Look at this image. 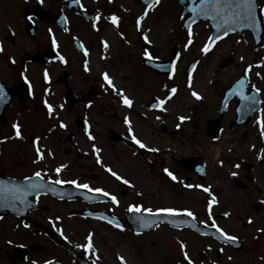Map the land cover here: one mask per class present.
I'll list each match as a JSON object with an SVG mask.
<instances>
[{
  "label": "rangeland",
  "instance_id": "1",
  "mask_svg": "<svg viewBox=\"0 0 264 264\" xmlns=\"http://www.w3.org/2000/svg\"><path fill=\"white\" fill-rule=\"evenodd\" d=\"M90 1L105 2V0ZM109 4L102 19L98 21L99 31L91 27V20L72 13L65 16L69 31L65 32L59 27L52 29L50 42L52 44V38L55 36L57 51L67 61L61 63L57 60V77L63 71L68 72L70 76L67 87L58 81L56 85L45 86L44 69L36 66H32L27 72L28 80L35 89L36 98L29 106L26 128L41 137L39 143L43 148L52 150L54 167L60 163L68 166L65 169L67 172L64 180L77 179L81 183H88L91 187H100L115 194L119 204H113L107 197V200L88 204V207L103 210L105 213L111 212L120 219L128 214L130 204L153 209L178 206L192 211L204 210L209 199L207 193L196 187L185 188L184 179L180 180L183 183L168 181L167 175L163 172L164 168H168L184 178L183 172L192 174V171L188 167L184 168L179 161L185 159L187 162L191 157H199L204 163L206 176L202 181L194 178L192 182L189 180L187 182L192 185H211L213 194L219 193L222 195V200L226 199L225 203L221 202L214 209L221 211L225 206H248L260 200L256 181L249 183L246 189H241L237 188L232 180L238 178L245 183L243 178L246 173L241 165L247 162L257 167L263 175L264 160L261 162L257 157H264V151H261L264 149V144L259 141L261 136L256 120L257 117L263 116L264 107L263 114L258 113L254 116V123L235 124L231 127L229 123L233 121V112L230 110L221 129L211 136L208 120L203 121V118L206 115H214L212 103L201 105L191 96V90L187 87L188 75H185V69L190 61L198 57L197 68L192 71L193 89L196 91L204 89L207 91L204 92L205 95L214 96L227 81L232 80L249 63L253 65L260 63L261 58H264V48L254 49L250 43L235 47L231 43L220 42L215 44L208 54H203L200 49L206 41V32L199 25L193 24V32L196 34L194 43L185 50L187 33L182 30V7L177 0H161V4L156 9L149 11L142 26L150 29L149 38L154 43L147 45L135 28V19L146 5L140 0H111ZM113 13L120 17L119 28H114L107 20V17ZM41 30L43 43H47L48 31L44 22L41 23ZM105 32L107 35L111 34L114 44L109 38H104L107 37L106 34L104 35ZM120 33H123L124 38H121ZM73 38L79 40L89 50L87 58L83 55V51L71 44L70 40ZM102 38L108 40L110 44L108 51L101 46ZM173 45L177 47L176 53L179 52L181 55L178 72L173 80H168L166 74H160L143 64L142 52L145 47L149 48L152 55L159 57L158 60H166L170 59ZM233 52L235 56L232 64L224 70L220 69L219 63ZM92 54L95 61L93 70L85 71L84 61L85 59L89 61ZM241 56H244L243 61L240 60ZM105 70L117 76L120 84L125 87L127 93H130L129 96L134 101L131 109L120 103L119 98L111 91L105 92L101 87L103 81L100 73ZM256 72L261 74L260 79L263 80L264 66H254L249 73L257 77ZM223 76L226 78L223 79ZM163 83H167L169 87L173 85L178 87V93L171 101V106L168 105V110L170 109L171 112H161L148 106L152 95L163 98L166 94ZM90 86H94L96 90L90 98L91 107L86 108L78 104L73 109L67 108L63 100L66 88L82 95L88 92ZM262 86L260 88L264 106V83ZM45 89H48V92H45ZM45 99L54 105L58 119L48 115L43 104ZM60 104L64 105L63 109L58 107ZM125 115L133 121L134 132L138 138L145 143L148 141L146 144H149V147L159 148V152H149L146 149L138 151L108 137L109 130H113L129 138L127 126L123 123ZM179 115H187L190 119L181 123L177 120ZM71 116L74 118L83 116L87 119L91 126L90 131L96 137L95 141L100 142L104 148L101 156H107L109 162L116 163L118 173L129 179L133 187L124 185L112 177L96 163L95 156H87L88 153H93L91 144L95 141L87 139L84 130L77 126ZM156 116H160V120H156ZM58 120H63L67 127L61 129ZM177 123H181L180 128L175 126ZM53 124L57 126L49 132L48 129ZM168 125L173 127L169 129ZM68 132L72 135L69 140ZM225 135L228 139L224 140ZM216 145L222 149V152L216 155L215 160L207 162L206 156L210 154V147ZM25 146L27 153L35 156V150H30L28 142H25ZM13 149L10 153L18 152L16 146ZM175 149L179 150V153L175 152ZM150 163L154 165L153 169L149 168ZM235 164H239L240 167L235 168ZM232 171L237 172L235 177L230 175ZM222 191H226L228 198L224 197ZM244 193L249 197H236ZM71 206L85 208L79 199L74 200ZM74 221L73 223H78L80 219L74 217ZM82 221L78 225L79 232H93L95 237L102 240L104 248L110 251L109 256L115 255L116 259L114 250L120 249L129 256L128 258L135 261V264H176L174 255L179 251L178 241H184L188 249H194L195 245L192 232L176 229L164 223L156 225L153 230L136 235V231L128 224L123 225L121 231L106 222L89 217ZM203 242L210 243L206 239ZM114 263L119 264L117 260Z\"/></svg>",
  "mask_w": 264,
  "mask_h": 264
},
{
  "label": "flooded vegetation",
  "instance_id": "2",
  "mask_svg": "<svg viewBox=\"0 0 264 264\" xmlns=\"http://www.w3.org/2000/svg\"><path fill=\"white\" fill-rule=\"evenodd\" d=\"M67 1L68 0H43V2H41V0H0V44L4 47V52L0 53V85H3L7 93L6 102L0 105V140L8 137V139L0 143V180L10 179L19 182L23 180L24 176L31 175L37 169H41L46 173V181L49 176L53 179L57 178L56 173L53 171L55 168L53 157H46L43 163L34 164L33 160L35 156H30L26 151L25 142L29 143L30 150L33 151V140L38 136V134H33L26 128L28 122L27 117H29L27 114L30 112L29 106L32 101H34L33 99L36 98V92L32 86L31 94L29 91L28 95H25L26 92L24 87L28 86V84L25 83L20 73L24 72L25 75H27L29 69L32 66H36L39 69H47L49 72L50 79L47 82L45 81V86H53L57 84V81L60 82L59 75L57 77L56 72V63L58 60L56 59V54L58 51L57 48H53L50 42L51 33L49 29L52 30L59 27L56 22L51 19L57 16L59 12L64 17L69 13L78 15L75 9L69 6ZM257 2V17L262 23L255 31H259L260 36L255 38L252 29L237 28L235 32L217 41L216 44L228 42L235 47H242L250 43L254 49L264 48V14H261L259 11L260 8H264V0H257ZM80 5H83V9L92 12L94 15H96L97 11L103 15L106 7L110 4L109 0H105V2L80 0ZM29 17H32V19L29 20ZM42 22L45 23L48 31L47 43H43L41 38ZM195 25H199L205 30L206 39L215 29L210 19H199ZM238 40L240 43H237ZM244 41L247 42L245 43ZM48 49L55 50L54 58L47 60L33 59L34 56ZM229 56L231 57L229 64L225 68H220L222 60L219 63L220 69L224 70L232 64L235 56L234 52L229 54ZM9 57L15 59V64L10 62ZM196 60L198 62V57ZM255 60L256 59H254V61ZM244 75L243 70L236 74L232 80L227 81L225 85L218 90L219 93L214 94V96L205 95L204 92L207 91L204 89L198 90L203 98L196 101L201 105L211 102V106H213L214 115H206L203 118V121L208 120L209 134L211 130H215L216 134L221 129L230 110L233 112V121L229 123L230 127L235 124L244 125L249 122L254 123V116L263 112L262 93H256L252 85H256V87L259 88L263 87L264 78L262 80L260 77H255L254 74L251 73L247 74L244 93L257 97L259 101L257 107L244 121L237 122L236 107L240 99L237 95H233L228 99L224 111L221 113L219 112L227 88L235 85L237 79L244 77ZM69 76L68 73L67 83L60 82L64 87L68 86ZM67 89L70 88H66L63 93L64 102ZM95 93L96 90L94 87L91 92H87L86 94H75L77 100L74 104L66 102L65 104L69 109H73L78 104L85 106ZM150 110L152 109L150 108ZM79 117L82 118L85 127L86 119L83 116H76L75 118L71 116V118L75 119V122ZM261 118H264V114ZM14 122H19L21 124L22 135L24 137L22 140L15 138L14 130L11 128ZM84 127L81 129L84 130ZM124 137L129 139L126 136ZM70 138H72V135L68 132L67 139L69 140ZM118 142L132 148L127 143ZM15 146L18 152L10 153L11 149L13 151ZM140 150L141 148H138V151ZM11 154L12 156H10ZM88 155L95 156L93 153H88L87 156ZM260 157L259 159L262 162L264 157ZM179 163L184 168L187 167L185 159L180 160ZM149 168L153 169L154 165L150 163ZM188 168L196 174L198 180L202 181L205 178L206 172L204 176L201 177L199 173L191 169V167L188 166ZM241 168L244 169L246 173L243 178L245 183L238 178H234L232 180L234 185L237 188L246 189L250 185L249 183L256 181V189L259 192L258 198H260V200H256L248 206H225L221 211L214 209L215 206L213 207V215L217 224L230 234L237 235L239 237L238 243H225L218 236L212 235L215 229L208 227L207 224L200 223V221H207L208 219L205 209L193 211L196 217L195 221H192L190 217L183 216L184 219H188L196 224V228L184 225L178 228L180 230H189L194 235V249L187 248V250L195 264H212L213 261H215L216 264H264V259H261V257H264V234L257 233L256 231L257 228H264V203H262L264 202V171L263 175H261L262 172L248 162L242 164ZM65 172H67V170H64L63 173L61 172L59 175L60 179H66ZM51 186L56 189L55 193L42 190L39 197H36L35 194L29 195L27 199L32 203L31 206L24 211L18 213L13 207V209H0V217H2L0 218V264H32V261H36L37 264H43V261L48 259L53 260V264H91V254L86 252L83 248L74 247L77 243H84V238L88 233L79 232L78 225L83 222L82 220H85L86 217L98 221H106L97 217L94 218L84 215L82 212L87 210L99 215L114 216L120 219L111 212L105 213L103 210L88 207V204L107 200V197L102 194L98 199L87 201V199H83L82 195L74 198L64 197L65 189L73 188L74 185L62 184ZM214 194L220 201L219 204H221V202L225 203L226 199L222 200V195L216 192H214ZM222 194L225 195L224 197L228 198V194ZM246 196H248V194L244 193L236 197L246 198ZM89 197L97 198L98 196L94 194L88 195L87 198ZM77 199L81 201V205L85 208H72V202ZM15 207L19 208L21 205L17 202ZM224 211H229L231 213L230 217H223L222 213ZM56 216L61 217V219L57 221L55 219ZM249 216L253 220L251 224L247 223ZM74 217L80 219V221L78 223H73L75 222ZM23 223H27L29 227L24 228ZM17 225H20V227H17ZM57 227L61 228L65 235L69 237L68 241L64 240L56 232ZM203 233H207V235ZM204 239L208 240L210 243L203 242ZM8 241H11V243H8ZM94 241L99 250L101 264H115V255L114 257L108 255L110 251L104 248L105 246L102 240L94 236ZM209 246L211 247L209 248ZM221 249H223V251H221ZM114 252L117 253V249H115ZM229 257H231V260ZM174 258L176 264H186V262L182 260L180 250L178 254L174 255Z\"/></svg>",
  "mask_w": 264,
  "mask_h": 264
},
{
  "label": "snow or ice",
  "instance_id": "3",
  "mask_svg": "<svg viewBox=\"0 0 264 264\" xmlns=\"http://www.w3.org/2000/svg\"><path fill=\"white\" fill-rule=\"evenodd\" d=\"M43 2V0H41ZM71 3L73 4H80V0H71ZM109 3H111V0H109ZM146 7L143 9L141 14L136 17L135 19V28L136 30L141 34V38L147 45H152L154 43L153 40L149 38V32L150 29H145L142 26V22L145 21V19L149 15L150 10H154L161 4V0H145ZM83 7V5H81ZM257 8H258V2L257 0H196V2H193L189 4V11L191 12V17L189 18L188 24H187V40L184 44V49L188 50L189 47L194 43V36L196 35L193 32V23L195 22V18L198 16H202L205 18L210 19L213 22V27L217 30L218 34L215 36H208L206 41L203 43L202 48L200 51L203 54L209 53L214 45L217 43V41L222 40L224 37H227L230 33L235 32L237 28H247L252 29L255 31L258 29L262 23L261 20L257 17ZM261 14H264V8L259 9ZM32 17H29V20H31ZM102 19V15L99 11H97L95 17L92 19L91 27L99 31L98 28V21ZM181 19L183 20V16H181ZM107 20L110 22V24L114 28H119L120 23V17L116 15L115 13L109 15L107 17ZM64 31L67 32L69 29L67 27L64 28ZM222 31V35L219 33ZM49 32L51 33L52 30L49 29ZM121 38H124L123 33H120ZM128 43H131V41H127ZM245 43L247 41H244ZM101 46L103 49L107 50L110 47V44L108 40L101 39L100 41ZM237 43H240L238 40ZM52 46L53 48L58 47L57 40L55 36L52 38ZM83 55L87 58L89 56V50L84 47L83 44L80 45ZM4 52V47L2 44H0V53ZM142 55L145 60L148 61L149 64H151L153 61L158 60L159 57L152 55V53L149 51V48L145 47L143 49ZM103 58V57H102ZM56 59H58L61 63H66L65 57L63 55H60L59 53L56 54ZM181 59V55L179 52L175 53L174 59L170 61L168 64L164 63H156L154 67L156 69H165L166 74L168 77V80H173L175 78V75L178 72V62ZM9 60L11 63L15 64V59L12 57H9ZM240 60H244V56L240 57ZM261 67L264 66V58H261V62L253 65L252 63H249L247 67L243 69L244 71V77L237 79L235 82V85L230 91L231 95H238L241 99V101L244 102H251L252 104H258L259 101L256 96H249L245 95L244 88L246 85V79L247 74L251 72L253 67ZM191 68L195 70L197 68V63H193L191 65ZM84 70L90 71L89 68V61L88 59H85L84 61ZM21 77L25 81V83L29 86V91L31 94L32 85L28 80V76L25 75L24 72L20 73ZM103 83L101 84V87L104 89L105 92L111 91L112 94H114L117 98H119L120 103H122L126 108L131 109L133 107V99L130 98L129 94L127 93L124 86L119 85L115 78L110 75L108 71H102L100 73ZM260 73L256 72V76L260 77ZM43 79L47 82L49 81V72L47 69L44 70L43 73ZM211 83V81H210ZM163 88L166 90V94L163 96V98L156 97V102L150 104V107L152 109H159L161 112H167L168 111V105L173 100L174 96L178 93V87L173 85L172 87H169L167 83H163ZM187 87L191 90V96L194 97L196 100H201L203 97L200 94V92L193 89V76L192 71L188 72V80H187ZM252 88L256 93L261 92V89L259 87H256V85H252ZM45 92H48V89H45ZM7 100V93L3 87V85H0V105L4 104ZM43 104L45 108L47 109V113L50 117L55 116L58 119V114L55 111V107L53 104L49 103L47 99L43 101ZM92 101H88L87 104H85V107H91ZM227 105L225 104V107ZM60 109H63L64 105L60 104L58 106ZM251 110V109H250ZM160 116H156V120H160ZM190 119L187 115H179L177 116V120L179 122H184L186 120ZM123 123L127 126V132L129 135V138L131 141L138 145L141 149H146L149 152H159V148L156 147H149L148 144H146L142 139L138 138V135L134 132L133 123L132 120L128 115H125L123 118ZM181 123H177L175 126L177 128H180ZM257 125L259 126L260 136L261 138H264V118L257 117L256 120ZM56 124H53L52 127L48 129L49 132H52L53 129L56 127ZM58 126L63 129L67 127V124L63 120H58ZM90 125L85 120V127H84V133L87 136V139L89 141H95L96 137L92 135V132L90 131ZM11 128L14 130V135L16 139L22 140L24 137L22 135V128L21 124L19 122H14L11 125ZM8 139V137H5L3 140H0V143L4 142V140ZM218 139V137L216 138ZM41 140V137L36 136L33 140V146L35 150V159L33 160L34 164L43 163L46 159V157H54V153L51 149H45L43 148L39 141ZM255 147V145H253ZM91 150L95 154L96 163L99 164L102 168L105 169L112 177H114L117 181L122 182L124 185H127L129 187H133L130 180L125 178L123 175L119 174L117 171L113 170L111 166H108L105 164L101 159V148L97 147L96 143L91 144ZM261 151H264L262 149ZM258 159L261 157H257ZM221 163H223L221 161ZM68 166L64 163H60L53 171L56 173L57 178L53 179L51 176L47 178V181L45 180L46 173L42 171L41 169H37L34 171L31 175L24 176L22 181H12L9 183L5 180H0V208H7V207H13L15 211L18 213L21 211H24L26 208H29L31 206V201H29L27 198L31 194H35L36 197H39L42 190H47L50 192L55 193L56 189L52 187L51 185H62V184H71L74 185L76 188L79 189H85L89 193H100L105 197H108L110 201L113 204H119V200L115 194H112L108 191H106L103 188L100 187H91L88 183H81L77 179H71V180H64L60 179L59 175L63 170H65ZM235 168H239V164L234 165ZM163 172L172 180V181H178V177L168 168H164ZM231 176L235 177L237 175V172L232 171L230 173ZM180 183H183V181H179ZM185 188H200L205 193L208 194L209 199L206 204V213H207V221H200L202 224H207L208 227L215 229V232L212 233L214 236H218L220 239H222L225 243L231 242L233 244L238 243L239 237L237 235H232L229 232H227L223 227L217 224L216 219L213 215V207L218 205L220 201L218 200L217 196L213 194L211 185L204 186L200 184L192 185V184H184ZM137 195H142V193H137ZM90 198V197H89ZM17 202L21 205V207L16 208L15 205ZM264 203V202H262ZM128 212L130 213H137V214H143L147 213L149 218H145L143 215H138L136 217V221L139 224L140 228H151L153 226L157 225L156 219H151V217H161L163 218V222H167L168 224H171L173 227L179 228L182 225H184V220H172L168 219L170 217H181V216H187L191 217L192 221H195V213L186 207H178V206H162V207H156L155 209L151 207H144L139 204H130L128 206ZM89 215H92V213H89ZM231 213L229 211H224L222 213V216L225 218L230 217ZM2 218V217H0ZM55 219L59 221L61 217L56 216ZM99 219L107 221L108 224L113 225L116 229H119L123 231V225L116 221L115 217L109 218L108 216L101 215L99 216ZM247 223L251 224L253 223L252 218L249 216L247 219ZM190 226L192 228H196V224L194 222L190 223ZM17 227H20V225H17ZM24 228H28L29 225L27 223H23ZM257 233L264 234V228H257ZM56 232L66 241L69 240V237L65 235L64 231L57 227ZM204 235H207V233H203ZM136 235H140L139 230H137ZM71 242V241H69ZM8 243H11V241H8ZM179 244V250L182 256V260L186 262V264H195V262L190 257V254L187 250V244L184 241H178ZM22 246V245H21ZM76 248H83L86 252H89L90 255V261L91 264H101V257L99 255V250L96 247L95 241H94V233L89 231L87 235L84 238V243H77L74 245ZM211 246H209L210 248ZM223 251V249H221ZM231 260V257H229ZM261 259H264V257H261ZM116 260L119 262V264H129V261L126 259L125 255L120 254L119 252L116 253ZM32 264H37L36 261H32ZM43 264H53V260L48 259L44 260ZM212 264H216L215 261L212 262Z\"/></svg>",
  "mask_w": 264,
  "mask_h": 264
},
{
  "label": "water",
  "instance_id": "4",
  "mask_svg": "<svg viewBox=\"0 0 264 264\" xmlns=\"http://www.w3.org/2000/svg\"><path fill=\"white\" fill-rule=\"evenodd\" d=\"M142 2L145 3V0H141ZM181 4H183L184 6V9H183V23H182V29L184 30V32L187 33V24H188V21H189V18L191 17V12L188 10L189 9V4L193 3V2H196V0H178ZM186 1H188L189 3L186 4ZM69 6L70 7H73L77 13H81L85 18L87 19H93L95 16L93 15V13L91 12H87L85 10L82 9V7L80 6V4H73L71 3V0H68L67 1ZM146 4V3H145ZM53 21H55L61 28H64L65 25H66V19L63 15H61V13L59 12V14L57 16H55L54 18H51ZM199 19H208V18H205V17H202V16H198L195 18V22ZM194 22V23H195ZM212 22V21H211ZM193 23V24H194ZM218 32L216 29H214L211 33V36H215L217 35ZM220 35H222V31L219 33ZM253 35L255 36V38H258L259 35H260V32L259 31H253ZM71 43L77 48V49H81L80 45H81V42L76 40V39H72L71 40ZM176 50H177V47L174 45L172 47V51H171V59H168V60H164V61H153L151 64L148 63L147 60L143 59V63L148 66L149 68H152V69H155L156 71L160 72V73H164L166 74V70L165 69H156L154 67V65L156 63H164V64H168L170 63V61L173 59V57L175 56V53H176ZM55 57V50L54 49H48L44 52H42L41 54L39 55H36L33 57V59H37V60H47V59H52ZM230 61V58H226L223 60L222 64H221V68H224ZM193 63H196V60H192L188 66L186 67V70H185V74L188 75V72L189 71H193V69L191 68V65ZM67 78H68V73L67 72H63L61 73V75L59 76V81H62V82H67ZM234 85L230 86L227 90H226V93H225V96H224V100H223V103H222V106L220 107V113L222 111H224L225 109V104H227V101L230 97H232L233 95L230 94V91L231 89L233 88ZM25 95H28L29 93V87L28 86H25ZM92 89V87H91ZM245 95H248V94H245ZM238 96V95H237ZM251 96V95H249ZM239 97V96H238ZM240 99V97H239ZM65 100L70 103V104H74L76 102V98L74 97L73 93L71 91H67L65 93ZM156 100L155 99H152V101L149 103V104H152V103H155ZM257 107V104H252L250 101L249 102H244V101H241L240 99V102L239 104L237 105L236 107V113H237V122H242L246 119V117L252 113V111ZM251 109V110H250ZM77 124L80 126V127H84V124H83V121L79 118H77L76 120ZM210 134L211 135H214L215 134V130H211L210 131ZM108 137L112 140H120V141H123V142H126L128 143L129 145L137 148L138 146L135 145L133 142H129L127 141L124 137H122L121 135L117 134L116 132H114L113 130H110L109 131V134H108ZM186 166H189L191 167L192 169H194L197 173H199V175L201 177H203L205 171H204V165H203V162L199 159V158H192V160L190 162H186ZM5 181H8L9 183H11L12 181L14 180H10V179H4ZM59 193V192H57ZM82 195L83 196V199H87V201H93L94 199H98L99 195H97L98 197L97 198H87L88 195H94V193H89L87 191H84L82 189H79V188H68V189H65V194H64V197H77V196H80ZM12 207H7V208H0L1 210H5V209H11ZM13 209V208H12ZM84 215H89V213H92V215H89V216H93V217H98L101 216L95 212H91V211H83L82 212ZM138 215H143L145 218H149L148 217V214L147 213H143V214H137V213H130L126 215L125 217V220L127 221V223L135 230H139V232L141 231H150L151 229L154 228L151 227V228H140L139 227V224L137 223L136 221V217ZM105 216V215H104ZM109 217V216H108ZM111 218V217H109ZM187 218V217H186ZM151 219H156L157 221V224L160 223V222H163V218L161 217H151ZM168 219H172V220H176V221H179V220H184L185 223L184 225L185 226H190V223L191 221L188 220V219H184L183 216L181 217H170ZM117 222L123 224L124 221L123 220H118L116 219ZM183 226V225H182Z\"/></svg>",
  "mask_w": 264,
  "mask_h": 264
},
{
  "label": "bare ground",
  "instance_id": "5",
  "mask_svg": "<svg viewBox=\"0 0 264 264\" xmlns=\"http://www.w3.org/2000/svg\"><path fill=\"white\" fill-rule=\"evenodd\" d=\"M106 34V32L104 33V35ZM107 35V34H106ZM104 38H106V39H110V40H112V43H113V41H114V38L111 36V34L109 33V35H107V37H104ZM112 43H111V47H112ZM114 44V43H113ZM114 46V45H113ZM106 51H108V49L106 50ZM112 52V51H111ZM94 57H93V54L91 55V58H90V60H89V68L90 69H92L93 70V67H94V59H93ZM110 75H112L111 73H110ZM114 78H115V81L119 84V85H121L120 84V79L117 77V76H114V75H112ZM228 76V75H227ZM224 78H226V76H223V79ZM128 94H130V93H128ZM171 104H172V102H171ZM171 104H170V106H171ZM169 112H171V110L169 109L168 110ZM176 115H177V112L175 113ZM133 122V121H132ZM174 123V122H173ZM173 126H174V124H173ZM172 125H168V128L169 129H171L172 127H173ZM171 132V131H170ZM145 139V138H144ZM223 139L225 140V139H228V136H224L223 137ZM259 141H262L263 142V144H264V138H260L259 139ZM148 141H146V143H147ZM94 143H96V145H97V147H100L101 148V153L102 152H104V148H103V146L101 145V144H99V142L97 143V142H94ZM149 145V144H148ZM175 152H177V153H179V150H177V149H175L174 150ZM209 152H210V154L208 155V156H206V158H207V162H211L212 160H215L216 159V155L218 156V155H220V153L222 152V149L219 147V146H211L210 147V150H209ZM101 159H102V161L105 163V164H107L108 166H111L112 168H113V170H115V171H117V164L116 163H114V162H109V158L107 157V156H101ZM117 172H119V171H117ZM184 173V178H182V176H179L177 173H174L177 177H178V181H172L168 176H167V178H168V181H172V182H179L181 179H184V181H186V183H184V184H188V182H187V180H189V182H192V180L194 179V178H196V174L194 173V172H192V174H186V172H183ZM208 183V182H207ZM223 192V191H222ZM223 193H225V192H223ZM117 251L120 253V254H122V255H124L125 254V257L127 256L126 255V253H122L121 251H120V249H117ZM117 252V253H118ZM129 256H127L126 257V259L129 261V264H135V261H133L132 259H130V258H128ZM147 264V263H146Z\"/></svg>",
  "mask_w": 264,
  "mask_h": 264
}]
</instances>
